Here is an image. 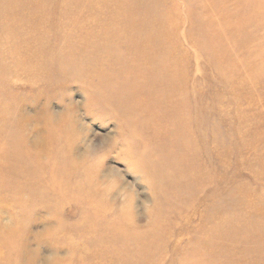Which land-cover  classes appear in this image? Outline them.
Returning <instances> with one entry per match:
<instances>
[{"label": "rangeland", "instance_id": "rangeland-1", "mask_svg": "<svg viewBox=\"0 0 264 264\" xmlns=\"http://www.w3.org/2000/svg\"><path fill=\"white\" fill-rule=\"evenodd\" d=\"M89 1L0 0V264H264V0H100L135 37L109 48ZM81 31L103 46L77 50ZM132 82L128 114L106 91ZM54 127L124 236L85 226L44 172L57 165L27 168L11 145L39 151Z\"/></svg>", "mask_w": 264, "mask_h": 264}, {"label": "bare ground", "instance_id": "bare-ground-1", "mask_svg": "<svg viewBox=\"0 0 264 264\" xmlns=\"http://www.w3.org/2000/svg\"><path fill=\"white\" fill-rule=\"evenodd\" d=\"M16 3V2H15ZM81 5H88L89 9L93 12V15L91 16V18H96L98 14H101L103 19L105 20V22L107 23V34L111 37V38H107V40L104 43V47L105 48H109L110 45L114 44L115 42H119V41H125L126 39L129 40L130 42L135 40L134 37V33L129 31V32H123L121 31V29H118L119 24L121 23V18H117V17H111L109 16V13L114 11L117 6L116 5H104L100 0H91L87 3H83ZM83 32L86 31L87 26L83 25L82 26ZM81 28V29H82ZM14 27H7L6 29H2L1 33H5L7 35L8 32H11L13 34L14 32ZM110 31V32H109ZM81 31L80 34H75L74 36V41L76 43L77 46V50H88V51H95V49L97 50L99 47L103 46L100 42L95 43H89L87 42V37L85 36V34ZM27 42H29V40H26ZM24 47V43H19V42H15L14 44V48L16 50L20 49ZM70 52H68L66 55L69 56H74V52L76 51H72L69 50ZM170 55V52L168 53ZM168 55V56H169ZM75 57V56H74ZM95 59H100L101 63H103L102 61H104L102 56L99 57H94ZM51 59V56H45L44 58H42L40 63H46ZM108 64L104 65L103 70L101 75H105L107 77H115V71L119 68V64H118V56L111 52L110 56H108ZM141 67H143L146 71L147 67L146 64H138L135 65L131 68H129V72L130 73H135V71H137L138 69L140 70ZM40 68L39 65H36V67H33V69H37ZM129 73V74H130ZM116 79V78H115ZM115 85H109L108 89H107V97L114 100L115 98H118L120 100V105L124 106V112L125 113H130V112H134L136 111V109H138L136 107V102L138 100L139 96H134L135 98H133V104L131 106V97H127L128 92L130 91L131 87L133 88V86H137L138 89H141V86L139 83L136 82H132L131 84H125L123 85L121 88L118 87H114ZM167 90V88H165ZM3 108V106H0V109ZM1 112V111H0ZM142 124V123H141ZM144 125V124H143ZM51 127V126H50ZM71 132H69V134L66 136V139L63 141L64 144V148H62V146L60 145L59 147H55L54 143V137H55V127L54 128H49L48 129V141L44 140V148H46L43 152H42V148L41 150H37L35 152L25 148L24 146H21V142L19 139H17L16 137H14V142L12 143L11 141V145L13 147H15L16 151L20 153V155L22 156V160L26 163V166L28 168L29 164H33L34 167L37 168V170L39 169V171L42 170V166H44L43 164H51L52 162L55 164V166L57 165V169L54 170H47L44 171L45 173H49L51 172V174H54L55 176V182L58 183V197H61L65 195V191L68 192L69 194V200L72 203H77L79 204L85 211V213L83 214V224L85 226H98L101 227L100 231L103 232L104 231L108 232L110 230L114 231L115 233H119L121 234L120 237L124 236L122 233H120V230L117 231V229H113L111 226H109V224H107L108 222H105V218L101 217V216H96V213L102 212L103 208H102V204L99 203L101 202L100 199V194L101 192L99 191V189H94L95 191H89L88 189H86V187H92L94 188L99 186L101 184V181L98 182L96 180H100V178H94V175H91L90 173L92 172V170L88 169L86 171H84V169L81 170V168L78 167L79 164H82L83 161H78L77 160V149L75 146V136L73 135L71 137ZM16 136V135H15ZM73 138L75 140H73ZM73 140V141H72ZM49 143V144H48ZM51 143V145H50ZM54 145V146H53ZM61 147V148H60ZM67 151V152H66ZM43 160H46L47 162L43 163ZM22 161L20 160L19 162H17V170L18 173L16 175H23V176H27L28 173H30V170H28L25 167H22ZM61 163V164H60ZM43 171V170H42ZM67 183V184H66ZM94 185V186H93ZM104 189V188H103ZM39 192L42 193H46V192H51V193H55L57 192L56 190H54L52 187L51 189H38ZM36 193V192H35ZM39 194V193H36ZM93 213V215L91 216V214ZM81 220V222H82ZM3 231V230H2ZM7 232V231H6ZM10 232V231H9ZM14 232V231H13ZM12 232V233H13ZM7 234V233H6ZM10 233H8L9 235ZM12 235V234H10ZM1 237V235H0ZM8 236H6L5 239H7ZM10 237V236H9ZM8 237V238H9ZM96 238H98V236H96ZM95 244H100L102 246L103 249H106L108 246V244H106L105 240L99 243H95ZM93 247H98L97 245H93ZM112 247V246H111ZM110 247V248H111ZM117 259V258H116ZM115 259V260H116Z\"/></svg>", "mask_w": 264, "mask_h": 264}]
</instances>
